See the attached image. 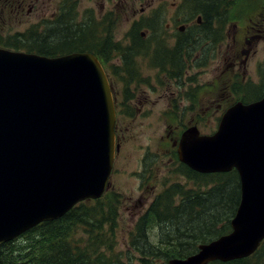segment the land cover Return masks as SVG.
Returning a JSON list of instances; mask_svg holds the SVG:
<instances>
[{
  "label": "water",
  "instance_id": "95a60500",
  "mask_svg": "<svg viewBox=\"0 0 264 264\" xmlns=\"http://www.w3.org/2000/svg\"><path fill=\"white\" fill-rule=\"evenodd\" d=\"M110 84L90 52L44 56L0 47V245L100 198L113 167ZM182 162L203 173L238 171L232 230L169 264L243 259L264 240V96L236 102L213 134L186 129Z\"/></svg>",
  "mask_w": 264,
  "mask_h": 264
},
{
  "label": "trees",
  "instance_id": "16d2710c",
  "mask_svg": "<svg viewBox=\"0 0 264 264\" xmlns=\"http://www.w3.org/2000/svg\"><path fill=\"white\" fill-rule=\"evenodd\" d=\"M237 1L191 0V3L199 8L197 12L205 13L211 8L214 12L211 17L222 21L226 17L224 8L234 6ZM27 3V0H0V19L8 8L13 16H18ZM74 3L70 6L67 0L55 20L32 23L26 29L8 33L5 37L0 35V46L45 56L76 51L99 55L113 53L107 28L103 29V38H99L96 23L90 19L75 20ZM235 16L231 15V20ZM136 23H156V20L152 18ZM131 32L133 39H138L136 29ZM113 46L117 47L116 44ZM194 178L199 183L196 193L192 189L183 191L176 183L154 199L148 211L132 227L127 250L115 249L118 205L117 199L106 195L110 197L80 202L63 217L42 222L0 245V264H169L172 258L186 257L198 251L199 244L210 242L231 230V220L241 200L240 177L236 169L219 173L196 172ZM228 183L231 193L222 196V189H228ZM176 195H181L179 202H176ZM217 197H221L224 205L214 211L211 200ZM171 225L172 229L166 228ZM154 227L159 232L157 241L150 237V229ZM80 228L83 235H80ZM262 247L247 258L209 264H253V261L257 262L255 259Z\"/></svg>",
  "mask_w": 264,
  "mask_h": 264
},
{
  "label": "flooded vegetation",
  "instance_id": "af4514ba",
  "mask_svg": "<svg viewBox=\"0 0 264 264\" xmlns=\"http://www.w3.org/2000/svg\"><path fill=\"white\" fill-rule=\"evenodd\" d=\"M106 1L109 2L107 6L105 3L100 4L101 13L112 11L119 0ZM138 1L133 0L132 2L135 17L131 21L126 37L120 40L126 44H121L116 48L112 44L113 53L117 55L112 53L111 55L107 52L99 55L93 52L106 70L116 109L115 133L117 151L106 192L111 190L112 178L117 176V173L121 170L119 158L122 155L123 143L127 139L125 126L135 119L132 110L147 112L152 109L162 110L164 114L160 113L157 120L158 122H165L166 127L167 110L165 108L176 107L186 112L190 110L196 112L189 115V119L179 124L180 127L183 125V129L180 132L173 129L174 126L178 125L170 123L168 124V129H165L166 132L161 136L166 147V152L161 153V157L163 155H170V160L174 163L176 172L185 179V182L182 183L189 185L187 187L196 182L194 176L199 171L192 169L181 161L178 147L180 137L186 129L197 126L201 131L197 117V90L200 87L197 79L199 72H195V70H198L200 67H206L211 72V52H213V49L215 50V47L217 48L219 45H222L224 48V51L221 53L225 61L224 73L228 78L224 87V96L226 97L222 103H219L223 108V112L238 101L249 103L261 99L264 95V62L262 60H258L254 64V69L260 73L261 80L257 83H254L251 79L246 80L247 66L253 61L249 54L250 49L246 45H250L253 40L261 41L264 39V13H257L259 9L254 13H245V18L243 17L242 21L248 20V23L244 24L246 32L238 38L236 31H234V34L232 33V25L235 28L238 27V21H235V19L232 22L231 20V15L233 16L231 11L240 10L241 8L240 6H235L236 4L224 8L226 17L220 21L215 16L211 17V13H214L211 12V8H209V11L201 13L197 12L199 8L193 7L192 3L188 7H185L186 0H171L169 5L173 13L170 16V22H167L166 27L164 28L163 26L162 28V23H148L144 27H140V24L135 22L139 20V13L137 12ZM66 3L67 0H57L56 12L50 19L55 20ZM139 4L141 5L140 14H142L145 11L144 3L139 1ZM92 8L95 9V6L92 5ZM255 13L257 14L253 17ZM239 15L240 13L235 17L239 19ZM151 17L154 18V16ZM133 29H136L135 34L138 36V39H133L131 32ZM232 41L234 43L240 42L242 44L241 47H233ZM147 58L151 60V64L150 71L146 76L142 71L140 63L143 59ZM111 59H115L117 64H113V60L111 61ZM165 76L169 82L164 79ZM171 86L175 87L174 90H167ZM167 92L172 93L171 98L166 96ZM253 93H255L254 96H252ZM154 96H158L159 99L154 101ZM204 108L206 110L211 109V97L207 98ZM186 115L187 113L180 115V117L185 118ZM221 116L217 118V126L219 125ZM201 133L203 132L201 131ZM148 153H143L138 158L139 170L133 172V175L139 178V189H142L141 185L144 180L140 172L148 164ZM122 158L125 160L127 158L126 154L122 155ZM173 182L174 184L176 183L174 180L170 183ZM166 188H162L159 192L155 193L151 203ZM142 197L145 196L142 195ZM130 198L134 202L140 203L146 200L145 198L135 199L134 192H132Z\"/></svg>",
  "mask_w": 264,
  "mask_h": 264
},
{
  "label": "rangeland",
  "instance_id": "374dc122",
  "mask_svg": "<svg viewBox=\"0 0 264 264\" xmlns=\"http://www.w3.org/2000/svg\"><path fill=\"white\" fill-rule=\"evenodd\" d=\"M139 1L144 3L143 6L145 7V11L142 14H140L141 5H138ZM139 1L137 2V12L139 13L138 19L141 21L144 20V22H146L152 19L151 16H154L156 23H162V28L163 26L165 28L166 23L170 22V16L173 13V10L169 5L171 0ZM73 2H75L74 7L72 8L74 17L77 15L75 20L84 21L86 19H90L97 25L99 38H103V29L106 27L107 34L111 35L108 40H111V42L117 46H120V44H126L120 40H123L122 38L126 37L131 21L135 17V12L132 5L133 0H119L112 11L104 13L100 12V4L105 3L107 6L109 2L106 0H69L70 6H72ZM56 4L57 0L28 1L22 10V13H20L18 16H13L9 8L6 9L2 13V19H0V35L5 37V35L8 33L14 34V32H19L20 30L26 29V27L32 23H37L52 18L53 14L56 12ZM185 4V7H188L189 4H191V0H186ZM92 5L95 6V9L92 8ZM235 6H240L241 8L240 10L236 9L233 11V16H235V13H237V16L239 13L240 15L239 19H232V22H234V20L238 21V27L235 28L232 25V33L234 34V31H236L237 37L239 38L246 32L244 29V24H247L248 20L245 19V22L242 21L243 17L245 18V13H254L258 9L259 10L257 13H264V0H238ZM193 7H196L194 2ZM257 13H255L253 17H255ZM43 23H45V21ZM146 24L144 23L140 25V27H144ZM241 45L242 44L240 42L234 43L232 41L233 47L239 48ZM246 46L250 49L249 54L253 59V61H251L247 66L246 80L251 79V81L257 83L261 80V76L260 73L255 71L254 64L258 60H262V62H264V39L261 41L253 40L250 45ZM215 50L213 49V52H211V72L206 67H200L198 70H195V72H199L197 82L200 86L197 90V117L199 119V127L203 133H211L217 129V118L223 113V108L221 105H219V103H222L226 97L224 96V87L228 81V78L224 73L225 61L221 53L224 51V48L222 45H219L217 48L215 47ZM112 54L117 55L116 53ZM111 61L113 64H117L115 59H111ZM150 64L151 60L149 58L143 59L140 63L142 71L146 76L150 71ZM164 79L169 82L166 79V76ZM174 88V86H171L167 88V90H174ZM166 96L171 98L172 93L167 92ZM208 97H211V109L206 110L204 106L206 105V100ZM157 99H159L158 96L153 97L154 101ZM165 109L167 110V127L164 124L165 122H158L157 120L159 114H164V111L156 109H152L149 112L132 110L133 114L135 115V119L130 121L125 126L127 139L122 146V155L126 154L127 158L123 160L122 155L119 158L121 170L119 173H117V176L112 178L113 183L110 188L111 190L109 194H107L117 199L118 205L117 208L119 216L118 226L116 228V250L124 251L128 249L130 246V231L132 230L135 222H137L142 214H145L146 211H148L154 194L159 192L162 188L173 185L174 182L170 183L172 180H174L176 183L180 182L179 184L180 187L183 188V191L192 189L195 190L196 193L198 190V182H194L190 187H187L189 186L187 183H182L185 182V179L176 172L175 165L170 160V155H163V157H161V153L166 152V147L161 136L166 132L165 129H168V124L172 123L173 125H178L174 126L173 129L180 132L183 129V125L180 127L179 124L189 119V115L195 114L196 112H192L191 110L186 112L176 107H168ZM186 113L187 115L185 118L180 117V115H185ZM135 149H137V151H135ZM143 153H148V164L144 167L143 171L140 172V175L144 178V180L143 184L141 185L142 189H139V178L133 175V172L139 170L138 158ZM229 186L230 184L228 183L226 185V188L228 189H222V196L230 195L231 189H229ZM132 192H134L135 199L145 198L146 200L143 203L134 202L133 199L130 198ZM142 195L145 197H142ZM110 196H106V198ZM180 196L181 195L175 196L176 202H179ZM220 200L221 197H217L214 200L212 199L211 209L216 211V208L218 209L220 208V205H224V202H221ZM172 227L173 225L167 226L166 228L172 229ZM79 232L80 235L84 234L81 228L79 229ZM158 235L159 232L156 227L150 229V237L152 240L157 241ZM259 257L255 259L257 262L253 261V264H264V246L259 251Z\"/></svg>",
  "mask_w": 264,
  "mask_h": 264
}]
</instances>
